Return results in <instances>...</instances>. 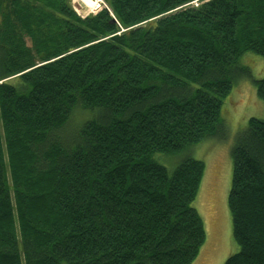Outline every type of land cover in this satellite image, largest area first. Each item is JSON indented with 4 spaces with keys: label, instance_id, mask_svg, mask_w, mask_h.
Listing matches in <instances>:
<instances>
[{
    "label": "trees",
    "instance_id": "16d2710c",
    "mask_svg": "<svg viewBox=\"0 0 264 264\" xmlns=\"http://www.w3.org/2000/svg\"><path fill=\"white\" fill-rule=\"evenodd\" d=\"M104 2L0 0V264H191L205 241L204 161L155 155L216 132L241 56L264 55V0ZM232 156L223 264H264L263 119Z\"/></svg>",
    "mask_w": 264,
    "mask_h": 264
},
{
    "label": "rangeland",
    "instance_id": "374dc122",
    "mask_svg": "<svg viewBox=\"0 0 264 264\" xmlns=\"http://www.w3.org/2000/svg\"><path fill=\"white\" fill-rule=\"evenodd\" d=\"M71 3L83 17L106 5L104 0L94 6H89L85 0H71ZM239 63L247 66V72L237 77L230 93L223 98L221 119L216 132L182 152L155 155V159L170 171L187 156L201 159L205 163L204 176L192 204L204 220L208 237L191 264H223L231 254L240 250L233 235V221L228 204L234 169L232 148L252 117L264 120V100L258 95L256 85V80L264 77V55L247 51L241 56ZM15 81L11 80L12 83ZM79 111L83 112L76 111L68 123L71 126L68 136L61 135L65 140L70 139L85 118L93 116V111L88 109L84 119L78 122L84 116V112L80 114Z\"/></svg>",
    "mask_w": 264,
    "mask_h": 264
},
{
    "label": "bare ground",
    "instance_id": "6f19581e",
    "mask_svg": "<svg viewBox=\"0 0 264 264\" xmlns=\"http://www.w3.org/2000/svg\"><path fill=\"white\" fill-rule=\"evenodd\" d=\"M89 6L97 5L100 0H85ZM89 9V8H88Z\"/></svg>",
    "mask_w": 264,
    "mask_h": 264
},
{
    "label": "crops",
    "instance_id": "0c3cea01",
    "mask_svg": "<svg viewBox=\"0 0 264 264\" xmlns=\"http://www.w3.org/2000/svg\"><path fill=\"white\" fill-rule=\"evenodd\" d=\"M207 237H208V233H207V229H206V239H207Z\"/></svg>",
    "mask_w": 264,
    "mask_h": 264
}]
</instances>
